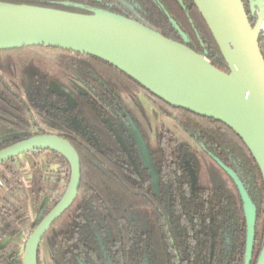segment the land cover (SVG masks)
Listing matches in <instances>:
<instances>
[{"label": "trees", "instance_id": "16d2710c", "mask_svg": "<svg viewBox=\"0 0 264 264\" xmlns=\"http://www.w3.org/2000/svg\"><path fill=\"white\" fill-rule=\"evenodd\" d=\"M91 14L97 9L137 20L163 36L203 43L217 66L225 60L193 0H0ZM185 7V9L182 8ZM169 13L185 34L169 22ZM251 25L255 17L248 16ZM258 44L264 58V34ZM52 78L77 79L73 106L49 88ZM142 96L191 139L180 141L160 126L149 148L157 174L152 187L134 137L124 97ZM56 134L76 150L78 192L43 236L37 264H245L246 221L239 189L254 207L256 264L264 245V183L242 139L213 118L174 107L97 57L44 45L0 49V149L35 134ZM24 156L25 163L21 161ZM221 163V164H220ZM189 168L195 176L192 186ZM68 161L51 149L33 150L0 162V264L16 258L14 242L25 240L63 194ZM46 234V233H45ZM22 264V252L19 255Z\"/></svg>", "mask_w": 264, "mask_h": 264}, {"label": "water", "instance_id": "95a60500", "mask_svg": "<svg viewBox=\"0 0 264 264\" xmlns=\"http://www.w3.org/2000/svg\"><path fill=\"white\" fill-rule=\"evenodd\" d=\"M225 60L217 66L184 43L122 15L97 9L91 14L46 6L0 1V49L44 45L97 57L132 77L166 103L227 125L245 143L264 183V58L258 38L264 0H248L255 17L250 24L242 0H193ZM169 22L185 37L176 21ZM140 160L157 184L150 152L139 128L129 119ZM40 149H51L68 161L67 186L50 211L25 240L22 264H37L40 242L52 222L72 203L81 180L76 150L56 134H35L0 149V162ZM221 164V163H220ZM246 221L245 264L251 258L254 207L235 174ZM191 184L195 176L190 170ZM256 264H264V245Z\"/></svg>", "mask_w": 264, "mask_h": 264}, {"label": "rangeland", "instance_id": "374dc122", "mask_svg": "<svg viewBox=\"0 0 264 264\" xmlns=\"http://www.w3.org/2000/svg\"><path fill=\"white\" fill-rule=\"evenodd\" d=\"M115 2L126 8L127 11L133 13L130 5L125 3L123 0H114ZM49 88L58 93H62L66 97L67 105L73 106L75 103L76 94L79 91H84V87L77 80H64L52 78L49 82ZM126 109L129 113L138 120L141 132L150 144L153 143L157 136L158 129L160 126H165L182 142L191 143V139L183 132L180 126L174 122L172 119L161 116L158 111L143 97L141 96H129L124 97ZM21 161L25 163L24 156H21ZM50 235V231L46 232L45 237Z\"/></svg>", "mask_w": 264, "mask_h": 264}, {"label": "flooded vegetation", "instance_id": "af4514ba", "mask_svg": "<svg viewBox=\"0 0 264 264\" xmlns=\"http://www.w3.org/2000/svg\"><path fill=\"white\" fill-rule=\"evenodd\" d=\"M243 1V4H244V7H245V10L247 11V14H248V16H250V17H254L253 15H252V13H251V11H250V9H249V3H248V0H242ZM182 8L183 9H185V7H183L182 6ZM186 46H188L189 48H191L193 51H195V52H198L199 50H202L204 53L206 52V49H204L203 48V43H201V45H197V44H195L194 42H192V41H190L189 39L187 40V43H186ZM142 97V96H141ZM125 124H126V130H127V133L130 135V136H132L133 137V133H132V128H131V124H130V122H129V119H127L126 120V122H125ZM140 130V132H141V128L139 129ZM141 134H142V132H141ZM143 135V134H142ZM143 137H144V139H146L145 138V136L143 135ZM146 141V140H145ZM192 142V141H191ZM147 144V143H146ZM138 149V148H137ZM149 149V148H148ZM138 154H139V152H138ZM139 157H140V155H139ZM152 161V160H151ZM153 165V164H152ZM154 168V167H153ZM147 169V168H146ZM149 172H150V170L149 169H147ZM190 168H189V172H190ZM156 172V171H155ZM149 175H150V173H149ZM151 177V176H150ZM156 177H157V174H156ZM151 181H152V178H151ZM152 187H153V189L156 191L157 189H158V180H157V184L156 185H154L153 184V181H152Z\"/></svg>", "mask_w": 264, "mask_h": 264}, {"label": "crops", "instance_id": "0c3cea01", "mask_svg": "<svg viewBox=\"0 0 264 264\" xmlns=\"http://www.w3.org/2000/svg\"><path fill=\"white\" fill-rule=\"evenodd\" d=\"M24 238H25L24 232H20L17 238L14 240V242L18 245V248L16 250L17 256L13 260L5 264H19L18 260H19L20 253L23 252ZM8 241H9L8 238L4 239L3 242L0 244V247L4 246Z\"/></svg>", "mask_w": 264, "mask_h": 264}, {"label": "built area", "instance_id": "2783aa9c", "mask_svg": "<svg viewBox=\"0 0 264 264\" xmlns=\"http://www.w3.org/2000/svg\"><path fill=\"white\" fill-rule=\"evenodd\" d=\"M261 32L264 34V20H263V22L261 24Z\"/></svg>", "mask_w": 264, "mask_h": 264}]
</instances>
